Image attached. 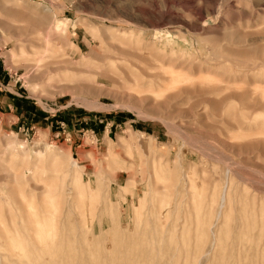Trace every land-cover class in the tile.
<instances>
[{"label": "rangeland", "instance_id": "obj_1", "mask_svg": "<svg viewBox=\"0 0 264 264\" xmlns=\"http://www.w3.org/2000/svg\"><path fill=\"white\" fill-rule=\"evenodd\" d=\"M0 94V264H264V0H0Z\"/></svg>", "mask_w": 264, "mask_h": 264}, {"label": "crops", "instance_id": "obj_2", "mask_svg": "<svg viewBox=\"0 0 264 264\" xmlns=\"http://www.w3.org/2000/svg\"><path fill=\"white\" fill-rule=\"evenodd\" d=\"M0 98H3V96L1 94H0ZM7 100H8L7 101L8 102V104H7L8 111H10V112L12 111V105L10 104V101H12L14 105H17L15 107H17L19 109V111H18V115L19 116H21L22 113L26 114L25 113L26 112V110H25L26 108H23V105H24L25 101L20 100L19 98L15 97V96H9L7 98ZM20 109L24 110V111L22 112Z\"/></svg>", "mask_w": 264, "mask_h": 264}]
</instances>
